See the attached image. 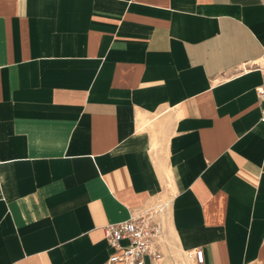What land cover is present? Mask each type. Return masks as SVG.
Segmentation results:
<instances>
[{
  "label": "crops",
  "instance_id": "1",
  "mask_svg": "<svg viewBox=\"0 0 264 264\" xmlns=\"http://www.w3.org/2000/svg\"><path fill=\"white\" fill-rule=\"evenodd\" d=\"M263 53L264 0H0V264H106L157 202L148 264H264Z\"/></svg>",
  "mask_w": 264,
  "mask_h": 264
},
{
  "label": "built area",
  "instance_id": "2",
  "mask_svg": "<svg viewBox=\"0 0 264 264\" xmlns=\"http://www.w3.org/2000/svg\"><path fill=\"white\" fill-rule=\"evenodd\" d=\"M259 71L261 83L256 87L261 121L264 122V53L256 61L244 64L241 73ZM167 202H157L149 208L137 210L119 222L103 226L104 235L114 249L106 264H148L165 258L168 245L165 214ZM126 241V242H124ZM195 264H204V250L195 248L192 252Z\"/></svg>",
  "mask_w": 264,
  "mask_h": 264
},
{
  "label": "rangeland",
  "instance_id": "3",
  "mask_svg": "<svg viewBox=\"0 0 264 264\" xmlns=\"http://www.w3.org/2000/svg\"><path fill=\"white\" fill-rule=\"evenodd\" d=\"M173 262H174V264H188L186 262V259L183 258V256L177 255V254L174 257Z\"/></svg>",
  "mask_w": 264,
  "mask_h": 264
}]
</instances>
